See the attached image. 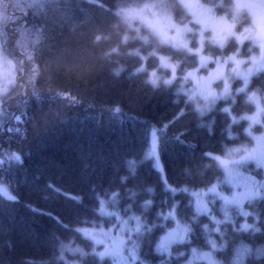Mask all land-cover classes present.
Returning <instances> with one entry per match:
<instances>
[{"label":"trees","instance_id":"1","mask_svg":"<svg viewBox=\"0 0 264 264\" xmlns=\"http://www.w3.org/2000/svg\"><path fill=\"white\" fill-rule=\"evenodd\" d=\"M133 1L45 0L44 11L29 8L27 26H43L48 36L37 60L40 74L33 81L23 49L16 45L18 39L23 42L17 25L24 24V0L17 4L2 0L0 23L7 26L6 47L17 62L18 77L0 113V157L4 158L0 182L19 202L9 203L0 196V264H112L99 255L102 245L77 229H117L122 221L130 224L125 232L127 251L135 245L138 258L149 264H184L193 248L213 251L222 264H234L238 249L247 245L245 264H264V200L247 201L248 215L230 206L225 220L221 199L209 195L210 213H196L192 195L193 190L211 184L230 191L219 161L203 153L224 155L233 147L252 146L251 132L264 128V113L262 123L252 125L245 118L256 110L248 94L256 92L264 101V71L251 77L246 91L237 90L242 81L236 79L231 96L218 99L207 111L199 110L185 92H178L181 86L192 89V80H184L183 74L197 69V54L159 40L138 22L131 25L118 7ZM168 2L175 21L187 23L189 13L183 5L178 0ZM201 2L233 20V0ZM247 16L244 13L241 22L236 20L238 30L247 25ZM192 41L194 48L198 37ZM252 45L251 40L245 41L242 54L256 51ZM237 49L232 37L223 48L206 41L204 51L219 57ZM160 56L177 63V78L170 85L164 84L170 69L161 64ZM153 72L158 77L156 87L150 83ZM65 90L75 99L56 95ZM116 103L122 105L119 113L111 110ZM178 109L185 114L171 123ZM21 112L27 113L22 125L13 119ZM167 122L170 126L161 143L157 131L163 177L147 152L152 127ZM9 126L27 132L8 133ZM178 133H183L180 139L175 138ZM5 152H19L23 164L9 161ZM247 168L263 177L261 168L252 164ZM122 176L127 179L122 181ZM165 181L188 191L173 193ZM113 192L118 195L113 197ZM73 195L82 197L83 204L68 199ZM98 197L105 202L104 213L98 211ZM144 200L153 202L147 211H143ZM174 203V217L157 216L166 214ZM133 214L155 227L137 231V222L130 219ZM213 215L223 222L217 225ZM177 221L190 226L186 239L174 242L167 251H157L160 238ZM245 224L250 227L244 228ZM210 240L215 241V249Z\"/></svg>","mask_w":264,"mask_h":264},{"label":"rangeland","instance_id":"2","mask_svg":"<svg viewBox=\"0 0 264 264\" xmlns=\"http://www.w3.org/2000/svg\"><path fill=\"white\" fill-rule=\"evenodd\" d=\"M17 0H14L15 4ZM181 5L189 13V20L185 24L177 23L174 19L171 5L168 0H134L128 4H122L118 7L119 12L126 18V20L134 25L139 23L140 27L146 26L150 28L159 38V40L169 43L175 47L185 48L196 53L199 60V65L196 68L190 70L195 73L197 78H212L210 89L213 94L209 95L207 91L202 95L199 91L191 99L196 107L199 105V110H209L215 102L220 98H226L232 95L234 91V81L240 79L242 84L238 91H246L251 77L261 71H264V0H233V20L227 15H219L213 11V7L201 2V0H178ZM145 5H151V7H145ZM0 7H2V0H0ZM122 9L127 10L121 11ZM247 14L248 23L241 29H237V21L241 22V16ZM237 20V21H236ZM193 25H192V24ZM167 36L165 40L164 37ZM198 37L196 47H192L193 38ZM234 37L238 42V49L236 52L229 55H222L214 57L205 53L204 48L206 41L215 43L221 48L225 47L228 40ZM251 40L252 47L256 51L250 52V55L245 56L242 54L243 45L245 41ZM208 57L209 59L201 61V57ZM218 65H222V71L218 68ZM206 69V72L202 70ZM3 70L0 69V77H2ZM18 77V72H17ZM214 77V78H213ZM245 77H247V84H245ZM191 79V78H190ZM192 80V79H191ZM17 81V80H16ZM195 81L192 80V88H194ZM11 91V90H10ZM205 96L207 98H205ZM249 100H251L256 110L253 114L248 115L247 119L251 124L262 123V114L264 113V101L256 92L248 94ZM1 113V112H0ZM1 115V114H0ZM3 117L0 116V122ZM253 127V126H252ZM253 138V144L250 147L242 149L240 146L233 147L234 151H229L224 155L219 156L222 161L227 163H220L223 168L225 179L224 182L230 187V191L221 189L218 184L216 193L208 192L207 189L193 190L197 192L207 204V207L212 209L208 197L214 194L223 203V207L228 209L230 206H235L242 209V212H246L244 204L247 201L255 200L249 199L248 194L252 191L261 189V184L257 181H264V168L257 166V159L261 155H264V128L260 132H251ZM259 138V140L257 139ZM157 133L156 141L153 143V137L151 133L150 145L147 152V156L153 159L154 166L156 164L155 157L151 155L153 151L158 152L157 149ZM241 157H246L245 160H241ZM161 163V162H160ZM254 165L262 169L263 177H259L257 173L248 169V165ZM162 165V163H161ZM164 177L163 165L162 169H158ZM200 190H204L201 192ZM10 191V190H9ZM218 193H222L224 196L233 197L238 196L241 203H228L225 205L224 200ZM194 204L196 208L197 196H194ZM205 213V212H201ZM207 214V213H206ZM122 221L117 229L115 228H95L87 229L89 234L84 235L91 238L96 244H101V252L105 253L103 258H110L112 264H141L140 258H138L135 245L129 246L127 251V237L125 232L129 230V222L124 223ZM185 224L179 221V225L171 229L175 230V239H171V242L165 241L166 248H168L174 242H182L186 239L187 233L183 232V226ZM170 231V230H169ZM169 231L163 236L168 235ZM183 235V239L180 236ZM162 236V237H163ZM160 243V240H159ZM247 248H239L234 260V264H245V250ZM135 251L136 258L131 255L132 251ZM161 249V251H167ZM100 252V253H101ZM204 252H211L212 258L222 264L214 255L213 251H197L191 254L184 262L187 264L191 261V264H208V260L202 258L201 254ZM149 264V263H147Z\"/></svg>","mask_w":264,"mask_h":264},{"label":"snow or ice","instance_id":"3","mask_svg":"<svg viewBox=\"0 0 264 264\" xmlns=\"http://www.w3.org/2000/svg\"><path fill=\"white\" fill-rule=\"evenodd\" d=\"M145 7H151V5H145ZM29 8H36L38 11H44L45 8V0H24V5L22 6L21 10L23 12H25V18H24V24L23 25H17V31L19 33V36L23 39V42L21 39H18L16 41V45L20 48L23 49V56L25 57V59L27 60L28 64L30 65L29 70H28V77L30 80L35 81L36 77L40 74V64L37 63V60L39 59V57L42 55V51L43 48L46 46V41L48 40V36L44 30L43 26L40 27H36L33 26L32 28H29L27 26V19H26V14ZM121 11H127L122 9ZM35 15V14H34ZM0 36L3 37V39H0V69L3 70L2 73V77H0V112H2L3 110V105H4V98L6 96H8L10 90L13 89V86L16 84V80H17V72H18V68H17V62H14V59L12 58V52H10L7 47V26L5 24L0 23ZM164 39H167V36L164 37ZM191 51V50H190ZM209 59L208 57H201V61H205ZM160 61L161 64L164 65L165 67H167L168 69H170V76L164 80V84L166 85H170L172 84V82L177 78V63L172 62L168 57L165 56H160ZM22 62V61H21ZM261 67H264V65H261ZM218 68L222 71V65H218ZM137 71H139V69H137ZM116 74H119V71L117 70ZM189 78H191L193 81H195V85L194 88L192 89H185L183 86H181L178 89V92H185L188 95L189 99H192L195 95L196 92L199 91L202 95L205 93V91L208 92L209 95L213 94L211 89H210V84H211V79L212 78H197L195 73L192 71H188L185 72L183 74V79L184 80H188ZM214 78V77H213ZM247 77H245V84H247ZM150 83L153 85V87H156L158 84V77H156L155 72H153L151 74L150 77ZM33 95H35L37 97V99H39V92L33 88ZM57 96L60 97H69L72 99H75L74 97H70V93H68L66 90L65 91H57L56 92ZM205 98H207L205 96ZM199 105H197V108L199 109ZM113 112L119 113L122 110V105H120L119 103H116L113 105L112 109ZM185 113L183 112V110L178 109L177 113L174 115V117L172 118L171 123H174L175 120L181 118V116H183ZM27 115L26 112H21L19 115H14L13 119L17 122V124H24L26 121L24 120V117ZM32 119H35V117L33 116ZM2 123V122H0ZM170 126V123H161L159 128H157L156 126L152 127V137H153V143L155 144L156 141V133L157 131H159L161 133V140L160 143L162 142V137L164 135H166V129ZM8 133H17V134H21V135H25L27 132L26 128H22V127H12L9 126L5 129ZM183 135V133H178L176 135V139H180V136ZM11 138V137H9ZM259 140V138H257ZM183 142V141H182ZM234 151V149H230L229 150ZM4 155L7 157V159L9 161L14 160L17 164H23V159L22 156L19 152H5ZM151 155H153L155 157L156 160V164L155 167L157 169H162V165L160 163V156L159 153L156 151H153L151 153ZM204 156L208 157V158H212L215 159L217 161H220L221 163H227V161H222L221 158L219 156H214L213 153L211 152H205L203 153ZM246 157H241V160H245ZM4 163V158L0 157V164ZM129 164H131V161H129ZM257 166L258 167H262L264 168V155H261L259 159H257ZM122 181L126 180L127 177H121L120 178ZM258 184H261L262 188L252 191L248 194V198L249 199H261L264 200V181H257ZM166 187L170 188V190L175 193L177 191H188L187 187H183L181 189H177L175 187H171L169 185H167L166 181H165ZM149 192L152 191L151 188L148 189ZM201 192H203L204 190H200ZM208 192H212V193H216L217 191V185L216 184H211L208 188H207ZM118 193L113 192L112 196L115 197L117 196ZM133 196H135V193H132ZM194 196H197V200H196V213H201V212H205V213H210V209L207 207V204L204 203V201L202 200V198H200L199 194L197 192H193ZM218 195L221 196V198L224 200L225 205H227L228 203H241V201L239 200L238 196H233V197H228V196H224L222 193H218ZM0 196H3L9 203H18L19 202V198L16 195H13L10 191H9V186L0 182ZM68 199L72 200L73 203L76 204H83V199L82 197H77L76 195L70 196L68 197ZM99 199V197H98ZM143 211H147L148 207L150 205H152V201L151 200H144L143 202ZM104 200L103 199H99V209L98 211H100L101 213H104L106 210L104 208ZM129 208L131 207V205L128 206ZM176 207V204L174 203L172 205V207L170 208V210L165 214L162 212H158L157 216H164L165 219H167V217H174V209ZM224 212V218L225 220L228 219V213H227V209L222 207L221 209ZM109 215H112V213H109ZM244 215H248L247 212L244 213ZM55 222L57 224H59L61 227H67V225L63 224V221L59 218V217H54ZM130 219H134L137 223H136V230L139 231L141 229V227H143L144 231L146 232H150L151 229L153 227H155L154 224H143L141 217L137 216L135 214H133ZM191 219L193 221H195L197 219L196 215H193L191 217ZM211 219L213 221H215V223L217 225H219L220 223H222L223 221L218 220L214 215L211 216ZM257 219H259L257 217ZM124 223H127V221H125ZM177 224L179 225V221H177ZM204 229L207 230L208 225L204 224L203 225ZM244 228L250 227L249 225L245 224L243 225ZM78 231H82L84 232L86 235L89 234L87 229H77ZM191 231V228L189 225L185 224L183 226V232L184 233H188ZM215 231L219 232L220 229L219 227H217L215 229ZM258 231V229H257ZM221 235H223V233H221ZM175 230H170L168 235L163 236L160 238V243L157 244V251H160L161 249L163 250H167L166 245H165V241L171 242V239H175ZM183 235L180 236V239H183ZM212 245V248L215 249L216 248V243L215 241H209ZM9 247H11V245L9 244ZM72 251H79V249H71ZM193 254L196 253V249L193 248L192 249ZM83 254V253H82ZM105 253L101 252L99 253V255L101 257L104 256ZM131 255L133 256V258H136V253L133 250L131 252ZM202 258H205L208 260V264H219L218 261L214 260L212 258V253L211 252H204L201 254ZM63 258V255L61 253V257ZM29 264H32V262H29ZM127 264V262H126ZM141 264H147V262L145 261H141ZM161 264H163V262H161ZM187 264H191V261H188Z\"/></svg>","mask_w":264,"mask_h":264}]
</instances>
